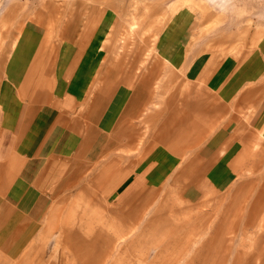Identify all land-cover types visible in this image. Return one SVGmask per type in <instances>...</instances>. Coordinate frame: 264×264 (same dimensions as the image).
Returning a JSON list of instances; mask_svg holds the SVG:
<instances>
[{
  "label": "rangeland",
  "instance_id": "374dc122",
  "mask_svg": "<svg viewBox=\"0 0 264 264\" xmlns=\"http://www.w3.org/2000/svg\"><path fill=\"white\" fill-rule=\"evenodd\" d=\"M41 42L50 87L119 114L0 264H264V0H0L1 67L16 45L20 74ZM121 88L140 90L122 108Z\"/></svg>",
  "mask_w": 264,
  "mask_h": 264
},
{
  "label": "crops",
  "instance_id": "0c3cea01",
  "mask_svg": "<svg viewBox=\"0 0 264 264\" xmlns=\"http://www.w3.org/2000/svg\"><path fill=\"white\" fill-rule=\"evenodd\" d=\"M91 25L74 37V50L61 64L62 79L71 78L69 73L78 52L95 38V34L89 38ZM28 32L23 34L29 36ZM24 39V43L29 40ZM41 46L36 51L34 47L33 53L25 56L20 74L16 45L14 55L3 67L0 60V239H16L18 225L25 215L29 218L27 232H34L43 212L40 208L47 206V196L63 189L70 181L79 180L81 156L91 162L97 155V128L114 126L119 114L98 110L94 99L80 107L83 88L50 87L53 85L48 82L50 64L54 61ZM133 94L136 93L121 88L117 104L122 108L126 105V96ZM125 121L123 118L122 122ZM170 136L173 137L171 132ZM160 174L153 171L152 181L159 180Z\"/></svg>",
  "mask_w": 264,
  "mask_h": 264
},
{
  "label": "bare ground",
  "instance_id": "6f19581e",
  "mask_svg": "<svg viewBox=\"0 0 264 264\" xmlns=\"http://www.w3.org/2000/svg\"><path fill=\"white\" fill-rule=\"evenodd\" d=\"M17 31H18V30H17ZM19 31H20V30H19ZM18 34H19V33H18ZM16 40H17V35H16ZM12 44H13V43H12ZM13 45H15V44H13ZM222 46H223V44H222ZM1 47H2V46H1ZM13 47H14V46H13ZM35 51H36V50H35ZM156 52H157V54H159V55L161 56V58H162L163 55H165V54L161 55V54H160V51H158V49H157ZM10 54H11V53H10ZM42 54H43V53H42ZM157 57H158V56H157ZM163 57H164V56H163ZM9 58H10V57H9ZM142 59H143V58H142ZM157 59H158V58H157ZM43 60H44V59H43ZM167 60H168V62H169V65L172 66V67H174V66H173V64H174L173 61H172L170 58H167ZM165 61H166V58H165ZM18 63H19V62H18ZM36 63H38V62H36ZM41 63H42V62H41ZM204 64H206V63H204ZM18 65H19V64H18ZM28 65H29V64H28ZM43 65H44V64H43ZM36 66H37V65H36ZM168 67H169V66H168ZM39 68H40V67H39ZM42 68H43V67H42ZM153 68H154V67H153ZM204 68H205V67H204ZM34 69H36V68H34ZM168 69H169V68H168ZM174 69H176V68L174 67ZM180 69H181V68H180ZM200 69H201V68H200ZM26 70H27V69H26ZM38 70H39V69H38ZM171 70H172V69H171ZM205 70H206V69H205ZM150 71H151V70H150ZM174 71H175V70H174ZM174 71H173V72H174ZM202 71H204V70H202ZM156 72H157V71H156ZM170 72H171V71H170ZM170 72H169V73H170ZM154 73H155L154 70H152V73H150L151 79H152V76H153ZM171 74H172V72L170 73V76H171ZM200 75H201V74H200ZM31 76H32V75H31ZM31 76H30V77H31ZM167 76H168V75H167ZM148 77H149V76H148ZM143 78H144V77H143ZM143 78H141L140 85H142V83H144V82H145V85H146V82H147V81L149 82L148 78L145 79V80H143ZM29 79H30V78H29ZM35 79H36V78H35ZM35 79H34V81H36ZM149 79H150V77H149ZM6 80H7V79H6ZM156 80H157V77H156ZM153 82H154V81H153ZM174 82H175V81H174ZM33 83H35V82H33ZM158 83H159V82H158ZM158 83H157V84H158ZM19 84H20V83H19ZM149 84H150V83H149ZM149 84L146 85V86H149ZM150 85H151V84H150ZM175 85H176V84H175ZM8 86H9V85H8ZM122 86H123V85H122ZM158 86H159V85H158ZM158 86H156V87H158ZM31 87H32V86H31ZM124 87H125V86H124ZM140 87H141V86H140ZM156 87H155V88H156ZM152 88H153V87H152ZM158 88H159V87H158ZM147 89L149 90V87H147ZM159 89H160V88H159ZM16 90H17V89H16ZM138 90H139V89H138ZM150 90H151V89H150ZM155 90H156V89H155ZM157 90H158V89H157ZM172 90H173V89H172ZM139 91H140V90H139ZM139 91H137L136 94H139ZM145 91H146V90H145ZM29 92H30V91H29ZM141 92H142V91H141ZM161 92H162V91H161ZM161 92H160V93H161ZM16 93H17V92H16ZM18 94H19V93H18ZM18 94H17V95H18ZM144 94H145V93H144ZM155 94H156V92H155ZM145 95H146V94H145ZM189 95H190V94H189ZM28 96H29V95H28ZM137 96H138V95H137ZM139 96H140V95H139ZM158 96H159V94H158ZM160 96H161V95H160ZM186 96H187V95H186ZM186 96H185V98H184L185 101H187ZM9 97H10V96H9ZM135 98H136V97H135ZM148 98H149V97H148ZM148 98H147V100H148ZM138 99H139V98H138ZM142 99H143V97H142ZM165 99H166V98H165ZM134 100L137 101V99H134ZM80 102H81V100H80ZM139 102H140V101H139ZM141 102H142V101H141ZM163 102H164V101H163ZM30 103H31V102H30ZM142 103H143V102H142ZM185 103H187V102H185ZM31 104H32V103H31ZM156 104L159 105L158 102H157ZM156 104H155V105H156ZM163 104H164V103H163ZM28 105H29V104H28ZM139 105H140V104H139ZM141 105H142V104H141ZM152 105H154V104H152ZM155 105H154V106H155ZM165 105H166V104H165ZM29 106H30V105H29ZM29 106H28V108H30ZM9 107H10V106H9ZM134 107H135V106H134ZM134 107H133V108H134ZM155 107H156V106H155ZM133 108H132V109H133ZM132 109H130V110H132ZM135 109H136V108H135ZM27 110H28V109H27ZM124 110H126V109H124ZM136 110H137V109H136ZM80 111H81V110H80ZM26 112H27V111H26ZM130 112H131V111H130ZM130 112H128V113H130ZM134 112H136V111L134 110ZM81 113H82V112H81ZM125 113H126V111H125ZM137 115H138V114H137ZM78 116H79V115H78ZM119 117H120V116H119ZM126 132H127V131H126ZM128 132H129V131H128ZM129 133H130V132H129ZM131 134H133V133H131ZM124 135H125V134H124ZM127 135H130V134H127ZM133 135H134V134H133ZM130 136L132 137V135H130ZM126 137H127V136H126ZM128 137H129V136H128ZM129 140H130V139H129ZM132 141H133V140H132ZM130 142H131V141H130ZM130 142H129V143H130ZM106 231L108 232V230H106ZM110 231H111V230H110ZM104 232H105V231H104ZM104 234H106V232H105ZM104 234H103V235H104ZM107 234H108V233H107ZM108 235H109V234H108ZM100 236H101V235H100ZM107 237H108V236H107ZM101 238H102V237H101ZM104 238H105V237L102 238L103 242H105ZM111 238H112V237H111ZM111 238H110V239H111ZM100 242H101V241H99L98 244H100ZM93 243H94V242H93ZM105 243L107 244V242H105ZM105 243H104V244H105ZM94 244H95V243H94ZM102 244H103V243H102ZM102 244H101V245H102ZM92 246H93V245H92ZM96 246H97V245H96ZM98 246L100 247V245H98ZM92 248H93V247H92ZM100 248H102V247H100ZM100 248H97V249H100ZM213 249H214V248H213ZM223 249H224V248H223ZM214 250H215V249H214ZM96 251H97V250H96ZM223 251H224V250H223ZM215 252H216V251H215ZM223 255H224V254H223ZM211 256H212V255H211ZM221 256H222V255H221ZM212 258H213V257H212ZM211 260H212V259H211ZM211 260H209V261H211Z\"/></svg>",
  "mask_w": 264,
  "mask_h": 264
}]
</instances>
